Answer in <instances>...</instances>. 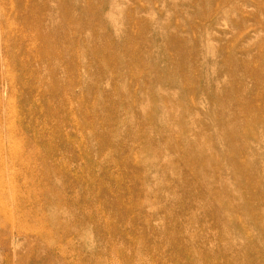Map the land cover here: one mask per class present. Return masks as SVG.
I'll return each mask as SVG.
<instances>
[{
	"label": "rangeland",
	"instance_id": "374dc122",
	"mask_svg": "<svg viewBox=\"0 0 264 264\" xmlns=\"http://www.w3.org/2000/svg\"><path fill=\"white\" fill-rule=\"evenodd\" d=\"M0 264H264V0H0Z\"/></svg>",
	"mask_w": 264,
	"mask_h": 264
},
{
	"label": "bare ground",
	"instance_id": "6f19581e",
	"mask_svg": "<svg viewBox=\"0 0 264 264\" xmlns=\"http://www.w3.org/2000/svg\"><path fill=\"white\" fill-rule=\"evenodd\" d=\"M201 162H202V161H199L198 164L201 165V164H202ZM203 163H204V162H203Z\"/></svg>",
	"mask_w": 264,
	"mask_h": 264
}]
</instances>
